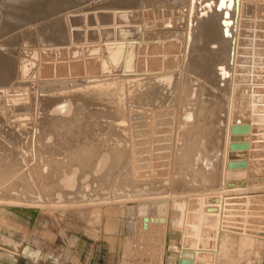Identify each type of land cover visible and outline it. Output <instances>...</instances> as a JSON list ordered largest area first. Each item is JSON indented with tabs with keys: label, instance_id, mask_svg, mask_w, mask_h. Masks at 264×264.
<instances>
[{
	"label": "bare ground",
	"instance_id": "bare-ground-1",
	"mask_svg": "<svg viewBox=\"0 0 264 264\" xmlns=\"http://www.w3.org/2000/svg\"><path fill=\"white\" fill-rule=\"evenodd\" d=\"M84 1L80 5L83 6ZM219 1L91 0L90 5L85 1L90 10L88 13L91 14L84 16V19L88 18V26L92 27V31L84 32V36L82 33L81 39L72 32L73 29H68L66 33H69V37L62 43L61 33L58 31L61 29L47 26L37 27L35 30L29 27L32 39L21 34L22 39L12 35L5 42H1L0 102L4 104L7 113H16V120L28 118V121L22 122L23 126L17 123L6 126L0 122V211L5 213L7 207L11 206L27 210L55 206L64 211L78 209L83 216L89 212L85 210L87 206L99 207L107 204L108 208L100 211V214L105 225L115 224L116 228L112 227L118 231L122 221L120 216L124 210H130L133 203L138 202L141 206L135 207L137 213L144 210L160 211L163 202L169 200L170 189L174 190L176 196L183 193L184 198L187 197L186 193L194 192L212 197L214 195V198L227 193L226 190L230 189H226L228 186L224 185L226 176L223 173L228 163L227 146L224 145L226 121L223 116L219 118V125L223 123L225 126L216 129V143L209 148L205 135L198 132L203 122L199 120V115H207L212 106L205 104L206 100L202 104L200 99L205 96L202 93L204 88L205 92L208 91L204 92V98L210 101L215 92L223 90L227 84L230 86L238 63L236 58L240 45L239 34L243 27L240 23L243 14L248 12L246 8L249 9L252 3L250 0H223L219 4ZM11 3L13 8L2 11V36L20 27L24 29L25 24L31 25L39 20L45 23L47 16L56 15L53 10L46 12L48 8L45 9L46 6L40 1L12 0ZM68 5L71 7V4ZM262 5L258 8L263 9ZM83 9L85 12L87 8ZM167 11L173 17L157 21L160 17H165ZM248 14L250 16L252 13ZM64 18L61 21H66ZM72 21L76 20L73 18ZM177 21L183 27L175 26ZM55 22L58 23V20L52 25ZM67 22L70 26V20ZM20 40L22 45H28L21 50L22 53L15 49L16 44H21ZM155 45L167 48L163 52L159 51L162 61L167 51H173L172 54L179 53L180 69H185L191 77L190 89L185 90V95L182 96L184 101L181 98L179 104L177 101L172 105L167 103L171 85L166 79L170 77V73H157L155 68L144 73L140 70V64L135 71L132 69L133 59L140 57L143 50ZM178 75L181 74L178 73L175 77ZM250 102L252 103L251 100ZM254 106L253 104L251 108ZM175 107L180 114L178 120L173 116L178 122L172 125L176 126L174 156L179 167L177 173H173L176 177L172 175L174 183L171 185L166 180L168 178H158L156 181L154 178L153 181L148 176V179L144 178L145 169L139 172L140 167L143 168L140 162L146 158H142L141 150L137 149L135 142L139 141V145L145 140L141 137L142 133L139 135L135 132V127L138 124L144 133L148 131L145 135L147 139L154 133L151 118L161 113L160 111H171ZM204 118L207 120L206 116ZM138 119L140 121L136 122ZM198 123L200 125L197 127ZM213 129L212 127L210 130ZM59 137L78 138V145L71 142L72 145L65 147L64 143H59ZM171 138L173 140L172 135ZM239 139L247 140L237 137L234 140ZM243 153L240 156L246 154ZM241 173L243 174L238 171L230 172L228 176L236 177ZM195 195L197 196L196 193ZM114 203L121 208L115 209L112 205ZM126 205L130 207H125ZM180 208L178 209L181 211L183 207ZM11 237V249L16 252L25 251L22 241ZM127 243L126 245L129 244ZM219 250L223 252L222 249ZM188 253L190 254L189 251ZM45 257V264L59 262V257L52 254ZM121 263L125 264L124 260Z\"/></svg>",
	"mask_w": 264,
	"mask_h": 264
},
{
	"label": "rangeland",
	"instance_id": "rangeland-1",
	"mask_svg": "<svg viewBox=\"0 0 264 264\" xmlns=\"http://www.w3.org/2000/svg\"><path fill=\"white\" fill-rule=\"evenodd\" d=\"M11 1L12 0H0V14L2 15V17L0 15V24L3 22L2 20H4L3 14L5 10L13 8V4L11 3ZM36 1H40L41 3L43 2V6H46L45 9L48 8V11L46 12L53 10L56 12V15L51 17L47 16L46 19L45 17H43V21L44 19L47 20V22L45 21V23L39 20L37 22H34L33 24L31 23V25L25 24L24 29L22 28L23 30L21 29V27L18 28V30L15 29L18 33L13 30V33L11 32L6 34L7 36L10 34L8 37L6 35H0L1 38L5 36L4 39L0 38V43L8 40L12 35L19 36V38L21 39L23 36L21 34H24V36L27 35V38L33 37V35H31V30H35L37 27L42 28L51 26L54 29L57 28V30L61 29L58 31L59 33H61L60 41L62 43L69 37V33H66L68 32V29L69 31L73 29L72 32H75L80 37H78L79 39H81L82 33L84 36V32L88 31L89 33L92 31V27L89 25L91 27L90 29L88 26V18L87 20L84 19V16H88L91 14L88 13L90 12V10L88 9V6L85 5L86 2V4L90 5L91 0H85L86 2L84 0H66L67 2L69 1L68 3L71 4V7L65 0ZM83 1L84 5L82 6L80 4H83ZM71 2L76 3V5H73ZM250 3H252V5L250 4L249 9L246 8V10H248V12L252 14H250L249 16L248 12L245 10V12L247 13L244 12L245 14H243V19L240 23V25H242L243 27H241V34H239L240 45L238 49L239 52L237 53L236 58V63H238L234 69L233 77L230 80L231 83L228 82L230 86L227 84L226 87L224 86V91L220 90L215 92V94H213L212 96V98H214H210L212 100V103H210L211 100L209 101L204 98L206 96L205 93H207L208 91L205 92V88L202 89V93L205 96L200 99L201 103L206 100V102L204 103H208L209 105L211 104L212 108L210 107L209 109L211 112L208 111V114L205 113L207 115H203L202 113H200L199 115V120L203 121L202 124L204 123L205 125H200L199 123L196 125L197 127L200 125V129L198 130V132L205 135L206 142L207 144L209 143L208 147L211 148L216 143L215 137L217 133L214 134V132L217 128H219V126L221 127L223 125V123L222 125H219V118H222L223 116V120L225 119L226 127L224 135V145L225 147L227 146L226 155L228 157V163L227 168L223 170V173L225 172L224 176H226L224 185L228 186L226 187V189H230L232 191L226 190L227 193H224L221 197L217 195L215 196V199L214 195L213 197L210 195H201L198 192L188 194L186 193V198L183 197L184 194L182 193L180 194L181 197H179L180 195L176 196V193L173 192L174 190L172 191V189H170V195H168L170 196L169 200H165V202H163V208L160 211L144 210L142 213H137L135 207H139L141 205L138 202L133 203L134 206L130 208V210H124V213H122V215L120 216V220H122L120 221V240H123V243L121 242L124 245L123 253L126 252L127 249L131 251L129 252L127 250L126 256L124 253L125 258L130 261L126 264H179V261L184 257L189 258V260L192 261V264H260V261L264 256V14L262 15V11L264 10V0H250ZM77 5L81 7L79 8ZM260 5H262L263 9L258 8L261 7ZM75 6L78 8V10ZM74 7L76 8V10ZM81 8L87 9L84 12V9L81 11ZM71 9L74 10L71 11ZM250 9L251 12L249 11ZM254 9L257 11H255ZM76 11L79 15L76 13ZM258 11L260 14L258 13ZM64 17L66 18V21L70 20V26L69 22L66 23V21H61ZM171 17H173V15L170 11H167L166 16L160 17V19H158L157 21L166 20L167 18L170 19ZM73 18L76 21H72ZM57 20L58 23L55 22L54 25H52V23ZM83 20L84 22L82 23ZM179 22L180 21H177L178 24L176 23L177 25L175 24V26L183 27L182 25L184 24V20H182L183 24ZM76 26L79 27L76 28ZM29 27L31 30L28 29ZM19 43H21V40ZM84 43L85 42H83V44ZM21 45L22 43L15 45V49L17 51H20V53H22L21 50L24 49L25 46L28 47L27 44L25 46ZM164 49L167 48L155 45L153 46V48L143 50L140 57H136L133 59L132 69H134L135 71L138 64H140V70L144 73L150 72L152 68H155L157 73H170V77L166 79L171 85V90H168V92H170L168 93L169 99H167V103L169 105H172L177 101L179 104L182 100L184 101L183 97L185 95L184 93L186 92L185 90L188 91V89H190L191 83L189 80H191V77L188 76L185 69H180L181 67L179 65V59H181V57L179 53L172 54L173 51L172 53L167 51L166 55L164 54L163 56L165 59L163 61L161 60V52L165 51ZM178 73H180L181 75L175 77ZM180 87L182 88L181 90ZM165 90L167 91V89ZM181 98L182 100H180ZM250 100L252 101V103L250 102ZM253 104L255 105V110H253L254 108H251ZM160 112L161 113L151 118V124L154 128V133L152 132L153 136L151 135L152 140L150 138L151 136H149V138L147 139L145 137L148 131L144 133L142 128L138 127V124L135 127V132L137 134L141 135L142 133L141 137L143 138V141H148H144L143 143H141L142 145H137L139 141L135 142L136 147L138 146V150L140 149L142 151L143 149V152L139 150L142 158L143 156L146 158L145 160H142V162H140V166L142 165L143 168L141 169L140 167L139 172L145 169L144 171L146 174L144 178H153V181L154 178L155 181L158 178L159 180L168 178L166 180L169 181V184L171 183L172 185L174 183L173 177H176L174 174L177 173V169L179 167L174 156L176 149L174 130L176 126H173V128L172 125L178 122L177 120L180 114L178 113L179 110L176 107L171 111L170 109H165L164 111ZM172 112L174 115H172ZM0 116V122L6 124V126H10L12 125V123H17L23 126L24 123L22 122L28 121V118L16 120V113H7L2 102H0ZM173 116H176L175 118L177 120H175ZM205 116L207 120H205ZM207 116L210 119H208ZM171 118H173L175 121L171 120ZM139 121V119L136 120V122ZM168 122L170 123V125ZM206 122L209 124L206 125ZM235 125H248L250 127V132L248 134L235 133L234 135L232 134V129L233 127H235ZM212 127L214 128L213 131L210 130L212 129ZM171 129L173 132L171 131ZM171 135L173 136V140L171 138ZM164 136H166V138ZM208 137L210 141L214 140L215 142L213 141L212 143H210ZM235 137L246 138L247 140H233L235 139ZM167 138L169 140H167ZM59 141V143H64L65 147H68V145H72L71 142H73L76 146L78 145V138L73 139L66 137V139H62L61 137H59ZM235 142H246L248 143L249 149L247 148L246 150H232L231 145ZM145 143H147V145ZM166 144L169 146H165ZM162 145L163 147L165 146V148L161 147ZM139 146L142 147V149ZM166 147L169 148L167 149ZM251 149L254 150L251 151ZM249 150V153L252 156L247 152ZM243 152H246V156H240V153ZM169 155L171 156L170 158L168 157ZM160 156H162V158ZM235 156L236 159L232 160L231 157ZM236 160H246L248 162V166L245 168L229 169V163ZM143 162L145 163L143 164ZM221 164L223 163L221 162ZM236 171L243 172V174L241 173L236 177L228 176V173H236ZM170 173L171 175H169ZM152 175L154 177H151ZM195 193L197 194V196L195 195ZM223 198L226 200H224ZM175 199L177 200L175 201ZM171 202L178 203L177 205L176 203L174 205V203L172 204ZM184 202L185 204H183ZM180 204H182V209L179 207ZM112 205L115 209L121 208V206L116 205L115 203ZM108 206L109 205L107 204L99 207L89 205L85 209L89 210V212H87L83 216L81 212L78 211V209H68V211H64V209L59 208V211L58 207L55 206L54 208H52V206L47 209L30 210L20 207L18 208L16 206L7 207V212L5 211V213H2L0 211V231L2 232L0 233V247H9L8 249H10L12 246L10 245L11 243L9 241V237L11 236L22 241V247H25V251L22 250L20 252L23 253H28L30 251V248L27 245L43 246L44 248L47 246L52 247V244H55L58 247L63 245L64 247L60 248V251L50 250L49 252L46 251L47 253L42 251L40 247L38 249L42 252L40 251L38 253V257L40 262H44L46 258L45 256L52 254L56 258H61V261L64 264L67 260L66 254L68 252L72 253L71 251H68V248H71V245L75 243V239L72 238L70 240L71 237L70 234H68L71 228L76 227L95 239L103 236L104 240H106L107 238L109 239L110 236H114L118 232L116 229H113V227L116 228L115 224L112 225L110 223H106L105 225L104 218L100 214L105 209H107ZM125 207L130 206L126 205ZM175 207H177V209ZM178 208H180L181 211ZM175 212L177 214H175ZM3 214L4 216L8 217L5 218ZM98 219L100 221H97ZM176 221L179 223H177ZM112 223H114V221ZM105 229L108 230V232H106ZM112 230L114 231V234ZM104 232L106 235L104 234ZM221 232L224 234H222ZM226 235H228L229 237H227ZM216 237L220 240H218ZM245 240H248L250 243ZM127 241L129 244L127 243ZM241 242H243V244ZM126 243L129 246L131 245V249L130 247H128V245H126ZM217 245H219V247ZM223 245L226 247H224ZM219 249H222L223 252H221ZM120 250H122V248ZM187 250L190 252V254ZM209 250L214 251L210 252ZM180 252L183 255H181ZM165 258H167L168 261H166Z\"/></svg>",
	"mask_w": 264,
	"mask_h": 264
},
{
	"label": "crops",
	"instance_id": "crops-1",
	"mask_svg": "<svg viewBox=\"0 0 264 264\" xmlns=\"http://www.w3.org/2000/svg\"><path fill=\"white\" fill-rule=\"evenodd\" d=\"M120 227L114 236L109 235L110 238H107L106 240H104L101 235L100 238L95 239L76 227L71 228L68 234H70V240L72 238L75 239V243L73 241L74 244L71 243V248H68V251H71L72 253L67 251V260L64 264H124L121 263L123 260L125 264L129 263L130 261H128L123 254L124 245L122 244L123 240H120ZM27 246L30 248L28 253L16 252L15 250L12 251L11 248L8 249V246V248L0 247V264H45V262H40L38 257V253L41 250L44 252H49L50 250L60 251V248L64 247L63 245L58 247L55 244H52V247L47 246L45 248L37 245ZM121 248L122 250H120ZM263 257L260 264H264ZM165 260L168 261L167 258H165ZM58 261V264H63L61 259H58Z\"/></svg>",
	"mask_w": 264,
	"mask_h": 264
},
{
	"label": "water",
	"instance_id": "water-1",
	"mask_svg": "<svg viewBox=\"0 0 264 264\" xmlns=\"http://www.w3.org/2000/svg\"><path fill=\"white\" fill-rule=\"evenodd\" d=\"M223 0L219 1V4ZM250 132V127L248 125H235L232 129V134L235 135V133H240V134H248ZM234 140V139H233ZM248 148V143L246 142H235L234 144L231 145V149H240V150H246ZM232 160L236 159L235 157H231ZM248 166V162L246 160H236V161H231L228 165L229 169H236V168H245ZM180 264H192V261H190L188 258H182L180 261Z\"/></svg>",
	"mask_w": 264,
	"mask_h": 264
}]
</instances>
